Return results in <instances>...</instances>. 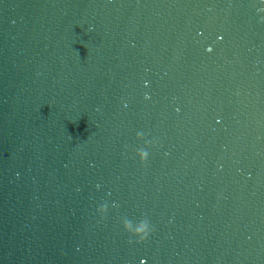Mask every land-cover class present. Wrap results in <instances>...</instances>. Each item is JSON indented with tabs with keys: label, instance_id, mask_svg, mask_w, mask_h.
Segmentation results:
<instances>
[{
	"label": "water",
	"instance_id": "obj_1",
	"mask_svg": "<svg viewBox=\"0 0 264 264\" xmlns=\"http://www.w3.org/2000/svg\"><path fill=\"white\" fill-rule=\"evenodd\" d=\"M0 264H264V0H0Z\"/></svg>",
	"mask_w": 264,
	"mask_h": 264
},
{
	"label": "clouds",
	"instance_id": "obj_2",
	"mask_svg": "<svg viewBox=\"0 0 264 264\" xmlns=\"http://www.w3.org/2000/svg\"><path fill=\"white\" fill-rule=\"evenodd\" d=\"M208 51H211V49H207ZM147 99V97H145ZM148 238L147 234L140 237L139 240H137V243H143Z\"/></svg>",
	"mask_w": 264,
	"mask_h": 264
}]
</instances>
